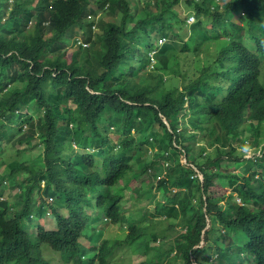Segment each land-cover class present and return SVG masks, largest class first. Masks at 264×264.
<instances>
[{
    "label": "trees",
    "instance_id": "16d2710c",
    "mask_svg": "<svg viewBox=\"0 0 264 264\" xmlns=\"http://www.w3.org/2000/svg\"><path fill=\"white\" fill-rule=\"evenodd\" d=\"M263 65L264 0H0V264H264Z\"/></svg>",
    "mask_w": 264,
    "mask_h": 264
},
{
    "label": "rangeland",
    "instance_id": "374dc122",
    "mask_svg": "<svg viewBox=\"0 0 264 264\" xmlns=\"http://www.w3.org/2000/svg\"><path fill=\"white\" fill-rule=\"evenodd\" d=\"M182 13H185L184 11ZM192 15V14H191ZM104 20H107L108 17L104 16L102 17ZM119 17L116 18V20H118ZM183 34V40L186 41V39L188 38V33H184ZM68 60L71 59V55L70 53L66 54ZM139 65V62H137ZM183 67H186V65H183ZM262 71H263V79H264V65L262 66ZM263 131H264V123H263ZM246 141H248V138H246ZM264 145V142L262 143ZM249 147V145H248ZM256 147L255 146H251L249 147V151L246 154H249V152H256ZM240 150V148L238 149ZM89 152H91L92 150H88ZM41 152V146L38 149H34L32 152V155L34 158H39V156L42 158V156L39 154ZM27 153V152H26ZM100 158H97L95 161H99ZM223 165H228L231 169L236 168V170L238 172L242 171V167L241 166H237L236 163L234 162H228V161H222ZM135 180V179H133ZM219 182L222 183L223 180L219 179ZM140 184V182H135L133 184H131V188L128 187H124V201H123V205L128 207L129 210L132 211L133 216L135 217H139L141 216V214L143 213V208L146 207V209L150 212H152L151 208L153 207L154 204L150 203L148 201L147 198H142V199H137L135 197L132 196L130 189H132L133 187H136ZM216 189V188H214ZM156 194L158 196V191H156ZM49 215V214H48ZM47 215V216H48ZM154 226H151V229L153 232L159 233L160 236L161 235H165L167 238L170 237L174 232L175 229H171L168 228V225L163 221V220H156V219H161V217H154ZM49 223H45L44 226H48ZM101 228V227H100ZM104 228V227H102ZM122 232L120 231L117 232L116 229H103V233H101L100 231H98L97 235L94 236V238L91 240L92 243H97V241L104 235L105 237H110L112 238L113 236H117L120 235ZM84 243H89V240L87 238L83 239ZM144 258L143 255L140 254H134L130 251V248L127 244H123L121 245L119 248H117L115 250L114 255L111 257L110 259V264H137L139 263L142 259Z\"/></svg>",
    "mask_w": 264,
    "mask_h": 264
},
{
    "label": "clouds",
    "instance_id": "9594fccd",
    "mask_svg": "<svg viewBox=\"0 0 264 264\" xmlns=\"http://www.w3.org/2000/svg\"><path fill=\"white\" fill-rule=\"evenodd\" d=\"M96 16H97V20L101 19V18L99 17L98 14H96ZM187 21H188V23H192V22L194 21V15H193V14L190 15V16L188 17ZM92 28H96L95 25H93ZM80 30H81V29H79V28L77 27V28L75 29L76 34H78L77 32H79ZM76 34L74 35L72 42H71V43H70V42L68 43V50L70 49V47H71L74 43L77 42ZM163 41H165V39H163ZM163 41H161V42H163ZM159 43H160V42H159ZM157 44H158V43H157ZM153 53H154V50H152V51L150 52L151 55H153ZM150 67H151V65H150ZM163 120H165V118H163ZM152 139H153V138H152ZM249 147H250V146H249ZM249 147H248V141H246V140L244 141V143H243V144L241 145V147H240V151L243 152V153H245L244 156H246V157H248V156L250 155V153H251V152H249V154H246V153L249 151ZM156 149H158L157 146H156ZM151 150H153V148H151ZM162 153H164V155H163L164 158L162 159V163H163V167L165 168V167H167V166L171 163L170 160H172V159L170 158V155H169V153H168L167 150H164ZM194 175H196V174L194 173ZM161 176H162V173H159V174L157 175V177H156V181H157L158 179H160ZM200 176H201V175H200ZM235 199H236V201L241 202V200H240V198H239L238 196L235 197ZM202 244H203V240H201V242L199 243V245L201 246ZM119 247H120V246H119ZM119 247H118V248H119ZM116 249H117V248H116ZM190 261H191L190 264H200L196 259H194V255L191 256ZM180 262H182L181 264H183V261H182V260H180Z\"/></svg>",
    "mask_w": 264,
    "mask_h": 264
},
{
    "label": "bare ground",
    "instance_id": "6f19581e",
    "mask_svg": "<svg viewBox=\"0 0 264 264\" xmlns=\"http://www.w3.org/2000/svg\"><path fill=\"white\" fill-rule=\"evenodd\" d=\"M108 3H106L105 4V6H104V8L103 9H101V10H99L98 11V15H99V17L102 19V17H104L106 14H105V10H106V8L108 7ZM108 17V16H107ZM85 28H86V25L84 26V28H82L79 32H77L78 34H76V38H77V42L76 43H74L71 47H70V49L69 50H67V52H66V54H68V53H70V55H71V58H72V54H73V51H74V49H76V48H78V47H88L89 45H90V42H88V41H86L85 40V37L83 36V32H82V30L84 29V31H85ZM94 30L96 29V28H93ZM72 48H74V49H72ZM44 223V222H43ZM45 224V223H44Z\"/></svg>",
    "mask_w": 264,
    "mask_h": 264
}]
</instances>
